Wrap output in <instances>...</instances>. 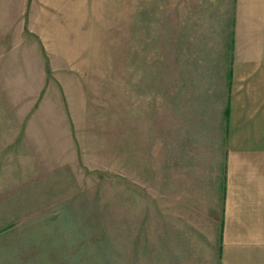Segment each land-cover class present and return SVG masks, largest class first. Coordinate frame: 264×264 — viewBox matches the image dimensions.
I'll use <instances>...</instances> for the list:
<instances>
[{
    "label": "rangeland",
    "instance_id": "obj_1",
    "mask_svg": "<svg viewBox=\"0 0 264 264\" xmlns=\"http://www.w3.org/2000/svg\"><path fill=\"white\" fill-rule=\"evenodd\" d=\"M234 2L0 0V264H165L168 208L218 217L226 151L264 161Z\"/></svg>",
    "mask_w": 264,
    "mask_h": 264
},
{
    "label": "crops",
    "instance_id": "obj_2",
    "mask_svg": "<svg viewBox=\"0 0 264 264\" xmlns=\"http://www.w3.org/2000/svg\"><path fill=\"white\" fill-rule=\"evenodd\" d=\"M229 20L232 24L231 85L224 115L228 133L247 132L232 121L237 116L233 89L237 83L240 85L236 89L246 85L242 102L247 104L248 111L244 116L250 115L253 121L261 119L264 113V0H235ZM11 56L0 59L1 65L7 66ZM26 75L29 77L32 73ZM253 106L257 109L251 111ZM228 137L229 147L237 142L234 136ZM251 141L256 142V139ZM247 152L244 160L238 163L234 161L236 157L226 151L218 217L187 216L181 209L183 216L177 214L179 218L173 221V210L167 209L165 264H264V161L253 157L252 151L251 155Z\"/></svg>",
    "mask_w": 264,
    "mask_h": 264
}]
</instances>
